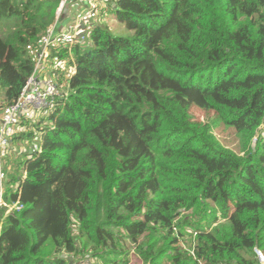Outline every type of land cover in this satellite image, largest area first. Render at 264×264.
<instances>
[{"label":"trees","instance_id":"trees-1","mask_svg":"<svg viewBox=\"0 0 264 264\" xmlns=\"http://www.w3.org/2000/svg\"><path fill=\"white\" fill-rule=\"evenodd\" d=\"M59 2L0 0V122ZM107 5L125 34L94 12L51 49L54 102L11 138L27 146L0 171V264H260L264 0Z\"/></svg>","mask_w":264,"mask_h":264},{"label":"built area","instance_id":"built-area-1","mask_svg":"<svg viewBox=\"0 0 264 264\" xmlns=\"http://www.w3.org/2000/svg\"><path fill=\"white\" fill-rule=\"evenodd\" d=\"M71 2L72 0H60L56 15L61 12L65 5L71 4ZM79 3L83 5L85 9L77 18L83 21L87 16L92 15L94 0H80ZM53 25L47 29L45 35L38 41V51L34 71L24 87L18 101L12 106L6 108L1 115V150L9 144L15 129H17V127L19 128V119L23 114H26L31 110L45 112V110H48L54 102V97L57 93L56 86L49 78L43 76L44 72L47 71L49 67L51 55L50 50L57 49L60 43H69L71 40L77 38L80 40L83 39L82 35H78L77 37L74 36L73 38L70 32L57 33ZM254 252L257 256L258 262L264 264L263 253L258 249H255Z\"/></svg>","mask_w":264,"mask_h":264},{"label":"rangeland","instance_id":"rangeland-1","mask_svg":"<svg viewBox=\"0 0 264 264\" xmlns=\"http://www.w3.org/2000/svg\"><path fill=\"white\" fill-rule=\"evenodd\" d=\"M106 6H108L107 3L106 4L104 3L101 6V8L102 7L106 8ZM98 8H100V7H98ZM93 13H94V11L92 12V14ZM99 14H100V12L96 11V13L94 15L95 18H94L93 22L95 24H97V23L106 24L108 27H110L112 29V31H114L116 29V30L121 31L118 34H125L124 31H123L122 26L120 24H118L113 19V17H111L109 15L106 18H104L105 17L104 16L102 19H99V18H97L99 16ZM83 22L86 23L87 20L85 19V21L83 20L82 23ZM59 49H60V47L57 48V50H59ZM61 49H62V47H61ZM52 65H53L52 67H54V69H55V68H57V66L59 64H56V62L54 63L52 61ZM64 65H65V63L63 62V67H66ZM68 71H70V68L68 69ZM190 112H191V115H192V121L194 123L199 124V125L212 124V132L215 135V137L220 141V143L223 146H225V147H227L229 149H232L235 152H238V139H237L235 133L233 132V130H231L230 128H226L220 122H219V124H216L215 121H217V120H216V118L214 117V115L212 113L202 111V110H200L198 108H193ZM34 116H36V114ZM262 129H263V126H262ZM23 130H24L23 127H19V128L17 127V129H15L13 135L14 134L17 135L18 133H20ZM13 135H12V137H13ZM8 145H10V148L6 147V149H4V150L0 149V171L6 165L5 162H4V159H3L5 157L4 155H7L8 156L7 158H9V160L13 161L16 158V156L18 155L19 151L24 150L25 147L27 146V144L25 142H22V141L21 142L20 141L19 142L18 141L13 142L12 139L9 141ZM7 158H5V159H7ZM1 191L2 190H1V186H0V192ZM13 207L8 208L6 213H8ZM220 222H222V221L220 220ZM79 262H80L79 264H84L82 260L79 261ZM134 264H136V263H134Z\"/></svg>","mask_w":264,"mask_h":264},{"label":"crops","instance_id":"crops-1","mask_svg":"<svg viewBox=\"0 0 264 264\" xmlns=\"http://www.w3.org/2000/svg\"><path fill=\"white\" fill-rule=\"evenodd\" d=\"M79 1L80 0H72L71 4L65 5L62 8L61 12L56 15V21L54 22L53 26L55 27V31L57 33L70 32L71 36L74 38V36L77 37L82 33V27L90 25L92 19L91 16L86 17V23H82V21L77 18L85 9L83 5L79 3ZM109 1L111 0H94L93 11L96 12L98 7L101 8L104 3L108 4ZM51 66H53L52 61L49 62V67L43 74L44 77L49 78V75H51L53 71V68ZM35 114L37 115L36 111L31 110L28 113L23 114L20 119H31L34 117L36 118V116H34Z\"/></svg>","mask_w":264,"mask_h":264}]
</instances>
